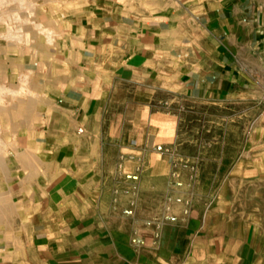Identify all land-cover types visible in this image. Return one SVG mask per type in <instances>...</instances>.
Returning a JSON list of instances; mask_svg holds the SVG:
<instances>
[{"label": "crops", "instance_id": "1", "mask_svg": "<svg viewBox=\"0 0 264 264\" xmlns=\"http://www.w3.org/2000/svg\"><path fill=\"white\" fill-rule=\"evenodd\" d=\"M85 15L95 35L70 50L81 88L76 107L57 110L70 122L55 130L54 145L75 150L59 163L70 167L44 189L37 236L20 256L7 249L5 264H264L213 219L219 207L204 216L190 194L170 190L172 160L156 149L166 147L159 106L264 101V0H88ZM121 155L133 157L125 171L143 167L132 218ZM179 194L189 215L175 206L177 221H164L167 196ZM151 219L163 222L159 238Z\"/></svg>", "mask_w": 264, "mask_h": 264}, {"label": "rangeland", "instance_id": "2", "mask_svg": "<svg viewBox=\"0 0 264 264\" xmlns=\"http://www.w3.org/2000/svg\"><path fill=\"white\" fill-rule=\"evenodd\" d=\"M87 2L0 0V264L7 249L20 256L23 242L37 236L44 189L70 167L59 163L75 150L54 145L55 130L70 122L57 110L76 107L79 58L70 50L95 35L85 31ZM163 108L156 122L182 190L204 216L219 207L213 219L236 233L247 255L264 257V101Z\"/></svg>", "mask_w": 264, "mask_h": 264}, {"label": "built area", "instance_id": "3", "mask_svg": "<svg viewBox=\"0 0 264 264\" xmlns=\"http://www.w3.org/2000/svg\"><path fill=\"white\" fill-rule=\"evenodd\" d=\"M157 151L160 153L169 154V149L163 145H157ZM128 159H133V157L121 155L116 163V171L121 177L122 181L126 182L128 186L124 189V193L130 195L132 198L130 200V205L128 208L123 210V215L126 217L135 216L136 208V198L139 193V182L141 179V173L143 171L142 165H138L132 171H125V162ZM184 183L181 181V172L177 169V164L172 160V171H171V181H170V190L172 191H182ZM119 189H115V193H118ZM175 206L182 208V211L185 215H189L192 208V202L190 199L184 198L182 195H176L175 197L167 196V202L165 205V217L164 221L176 222L177 217L174 216L173 209ZM146 227L154 229V237L159 238L160 229L163 226L162 221L151 219L145 222ZM132 243L137 247H142L145 245V241L138 236V233L135 231Z\"/></svg>", "mask_w": 264, "mask_h": 264}, {"label": "bare ground", "instance_id": "4", "mask_svg": "<svg viewBox=\"0 0 264 264\" xmlns=\"http://www.w3.org/2000/svg\"><path fill=\"white\" fill-rule=\"evenodd\" d=\"M26 82V81H25ZM23 90H25V88L23 89ZM21 91H22V89H21ZM7 125V124H6ZM1 129V128H0ZM12 152V151H11ZM2 154V153H1Z\"/></svg>", "mask_w": 264, "mask_h": 264}]
</instances>
